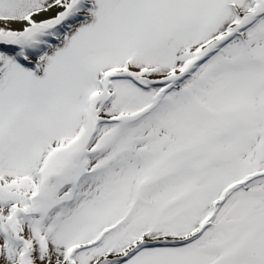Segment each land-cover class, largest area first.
<instances>
[{"label":"snow or ice","instance_id":"6c2138e0","mask_svg":"<svg viewBox=\"0 0 264 264\" xmlns=\"http://www.w3.org/2000/svg\"><path fill=\"white\" fill-rule=\"evenodd\" d=\"M0 264H264V0H0Z\"/></svg>","mask_w":264,"mask_h":264}]
</instances>
